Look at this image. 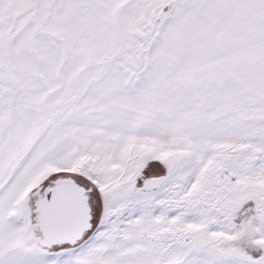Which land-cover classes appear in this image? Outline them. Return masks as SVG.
<instances>
[{"label":"snow or ice","instance_id":"1","mask_svg":"<svg viewBox=\"0 0 264 264\" xmlns=\"http://www.w3.org/2000/svg\"><path fill=\"white\" fill-rule=\"evenodd\" d=\"M0 264H264V0H0Z\"/></svg>","mask_w":264,"mask_h":264}]
</instances>
